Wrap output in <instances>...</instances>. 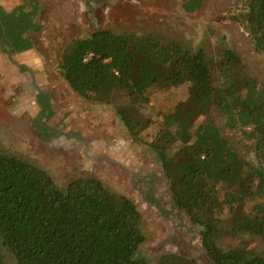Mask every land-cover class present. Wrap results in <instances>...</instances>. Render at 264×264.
<instances>
[{"label": "trees", "instance_id": "trees-1", "mask_svg": "<svg viewBox=\"0 0 264 264\" xmlns=\"http://www.w3.org/2000/svg\"><path fill=\"white\" fill-rule=\"evenodd\" d=\"M204 3L182 0L180 11L191 15ZM37 12L36 6L11 15L0 9L1 53L34 47L30 36L39 31L33 23ZM244 20L254 48L264 56V0H247ZM57 71L78 98L111 107L135 141L151 125L141 115L151 90L187 86L186 101L163 117L147 146L160 163L175 209L201 229L209 262L264 264L246 242L227 249L218 245L223 212L230 221L229 239L264 241V89L234 51L223 45L214 54L190 51L154 34L102 30L63 49ZM46 103L42 115L49 110ZM211 111L229 130L251 131L255 166L230 150L212 122L194 128ZM141 222L134 203L99 180L77 179L61 191L46 171L0 150V241L15 264H151L137 258L145 242ZM156 264L196 263L165 255Z\"/></svg>", "mask_w": 264, "mask_h": 264}, {"label": "rangeland", "instance_id": "rangeland-1", "mask_svg": "<svg viewBox=\"0 0 264 264\" xmlns=\"http://www.w3.org/2000/svg\"><path fill=\"white\" fill-rule=\"evenodd\" d=\"M31 1L0 6L6 12L20 7L30 11L36 6L39 26L36 34L29 35L34 42L31 51L16 56L0 53V150L46 171L61 191L71 181L96 179L128 198L141 215L145 238L137 258L156 264L165 255H175L196 264H211L202 247L201 229L175 209L160 163L147 146L160 131L163 117L186 101L187 86L151 90L141 114L151 125L135 141L111 107L73 94L58 75L57 64L72 41L97 31L154 34L190 51L204 49L214 54L223 45L239 56L247 73L264 89V56L254 48L244 20L247 0H205L203 8L191 15L180 11L182 0ZM39 92L44 95L40 102L48 101L44 115L36 96ZM207 122L219 130L233 153L249 166L256 165L250 130H229L215 111L200 117L194 128ZM221 195L219 191V200ZM220 221V247L246 242L264 257L263 240L229 239L230 221L225 212ZM0 247L4 264H15L1 241Z\"/></svg>", "mask_w": 264, "mask_h": 264}, {"label": "flooded vegetation", "instance_id": "flooded-vegetation-1", "mask_svg": "<svg viewBox=\"0 0 264 264\" xmlns=\"http://www.w3.org/2000/svg\"><path fill=\"white\" fill-rule=\"evenodd\" d=\"M5 14H7V15H11L17 8H15V9H13V10H11V11H9V12H6L5 10H3L2 8H0ZM26 12H29V11H26ZM37 17V16H36ZM36 17L34 18V20H33V23H37L36 22ZM23 38H25V39H27L28 38V35H26V34H24L23 35ZM3 49H5L4 47H0V53H1V51L3 50ZM32 49H30V50H27V51H25V52H29V51H31ZM25 52H22V53H25ZM22 53H19V54H22ZM2 54V53H1ZM19 54H16V53H8V54H3V55H5V56H7V55H9V56H16V55H19ZM17 66V65H16ZM18 68V67H17ZM21 70V72H22V70L24 71L25 69L24 68H21L20 69ZM36 96H38V98H39V102H40V98L42 97H44V95L41 93V92H39V93H37V95ZM38 102V103H39ZM47 102V98H46V100H44V103H46ZM42 102H40V106H41V108H42V110H43V107H42ZM46 104H48V102L46 103Z\"/></svg>", "mask_w": 264, "mask_h": 264}, {"label": "crops", "instance_id": "crops-1", "mask_svg": "<svg viewBox=\"0 0 264 264\" xmlns=\"http://www.w3.org/2000/svg\"><path fill=\"white\" fill-rule=\"evenodd\" d=\"M14 1L16 0H3L1 3H0V6L3 7V8H8V7H15L16 3H13ZM6 11V10H5Z\"/></svg>", "mask_w": 264, "mask_h": 264}]
</instances>
